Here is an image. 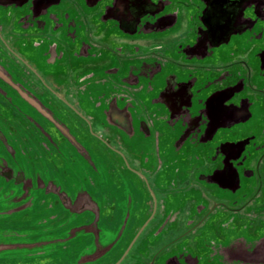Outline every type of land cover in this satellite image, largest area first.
Returning a JSON list of instances; mask_svg holds the SVG:
<instances>
[{"label":"flooded vegetation","instance_id":"1","mask_svg":"<svg viewBox=\"0 0 264 264\" xmlns=\"http://www.w3.org/2000/svg\"><path fill=\"white\" fill-rule=\"evenodd\" d=\"M0 264H264V0H0Z\"/></svg>","mask_w":264,"mask_h":264},{"label":"water","instance_id":"2","mask_svg":"<svg viewBox=\"0 0 264 264\" xmlns=\"http://www.w3.org/2000/svg\"><path fill=\"white\" fill-rule=\"evenodd\" d=\"M12 250V251H15V250H18V248L16 249V248H12V247H10V248H6V247H2V245H0V255H2V253H3V251L4 250Z\"/></svg>","mask_w":264,"mask_h":264}]
</instances>
